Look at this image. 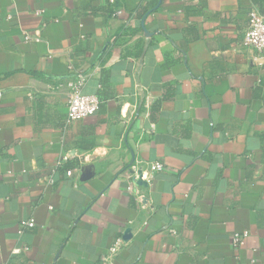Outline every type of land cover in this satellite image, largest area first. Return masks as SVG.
I'll return each instance as SVG.
<instances>
[{
  "label": "crops",
  "instance_id": "obj_1",
  "mask_svg": "<svg viewBox=\"0 0 264 264\" xmlns=\"http://www.w3.org/2000/svg\"><path fill=\"white\" fill-rule=\"evenodd\" d=\"M113 1L0 0V264H264V0Z\"/></svg>",
  "mask_w": 264,
  "mask_h": 264
},
{
  "label": "built area",
  "instance_id": "obj_2",
  "mask_svg": "<svg viewBox=\"0 0 264 264\" xmlns=\"http://www.w3.org/2000/svg\"><path fill=\"white\" fill-rule=\"evenodd\" d=\"M110 3L113 4L114 1L110 0ZM38 12L37 14H40ZM122 11L120 9H115L113 11V16H120ZM23 40L25 43H38L41 38L39 35H32L29 32H23ZM241 46L244 50L250 55V61L255 66H264V13H259L257 11H251L248 15V26L243 33ZM86 76L82 74H77L67 85L68 88V102H67V115L65 118V124L69 125L71 123L84 120L94 115L100 107V101L96 96L86 95L83 93V88L86 84ZM1 96V92H0ZM132 170V169H131ZM163 165L161 163H149L147 164V171L139 175V178L129 177L131 184L139 183L141 187H146L153 175L162 171ZM138 179V182H136ZM49 184L52 185V179L49 180ZM133 195L137 196V199L140 201L143 199L142 196H139V192L135 188L128 187ZM34 227L33 220H28L21 222L19 234L26 228ZM248 236V232H243L241 234H235L231 238V245L233 248L238 249L243 245L244 239ZM27 248H18L12 250V255L20 254L23 251H26ZM117 252V245L112 247L109 250L107 256L103 257L101 261L109 263L110 258Z\"/></svg>",
  "mask_w": 264,
  "mask_h": 264
}]
</instances>
